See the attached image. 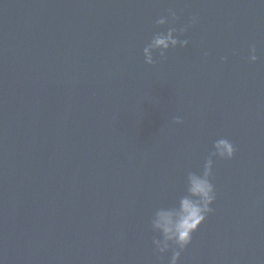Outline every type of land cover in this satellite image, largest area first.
I'll return each instance as SVG.
<instances>
[{"label": "water", "instance_id": "1", "mask_svg": "<svg viewBox=\"0 0 264 264\" xmlns=\"http://www.w3.org/2000/svg\"><path fill=\"white\" fill-rule=\"evenodd\" d=\"M222 137L178 264H264V0H0V264H168L152 212Z\"/></svg>", "mask_w": 264, "mask_h": 264}, {"label": "clouds", "instance_id": "2", "mask_svg": "<svg viewBox=\"0 0 264 264\" xmlns=\"http://www.w3.org/2000/svg\"><path fill=\"white\" fill-rule=\"evenodd\" d=\"M179 16L172 8L168 14L158 18L156 25H166L170 22L175 24ZM198 22V17L192 16L188 24L179 28L169 26L165 31L154 32L143 47L144 62L152 65L156 63L155 54L164 57L167 50L177 45L186 46L189 41L181 39L188 26ZM256 46H249L250 61H256ZM208 55L207 52L204 53ZM227 57H221L226 60ZM177 124L182 123L181 117H174ZM236 152V146L228 138H219L212 144V150L199 170H189L186 173L183 192L178 195L171 204L157 206L150 217V228L156 235L153 236L152 244L154 251L161 258L170 253L168 264H178L181 253L192 243L193 234L214 211L211 207L217 198L216 186L213 183L214 160L231 159Z\"/></svg>", "mask_w": 264, "mask_h": 264}]
</instances>
